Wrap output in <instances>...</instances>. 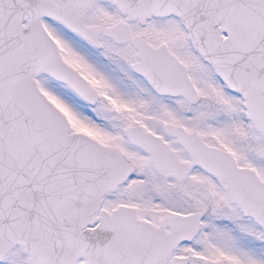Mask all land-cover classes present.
Returning <instances> with one entry per match:
<instances>
[{"label":"snow or ice","instance_id":"1","mask_svg":"<svg viewBox=\"0 0 264 264\" xmlns=\"http://www.w3.org/2000/svg\"><path fill=\"white\" fill-rule=\"evenodd\" d=\"M0 264H264V0H0Z\"/></svg>","mask_w":264,"mask_h":264},{"label":"flooded vegetation","instance_id":"2","mask_svg":"<svg viewBox=\"0 0 264 264\" xmlns=\"http://www.w3.org/2000/svg\"><path fill=\"white\" fill-rule=\"evenodd\" d=\"M101 60L103 61L104 64H109V62L107 60H104L103 57H101ZM114 67H115L114 65H110L109 70L113 69ZM116 74H119L118 71L116 72Z\"/></svg>","mask_w":264,"mask_h":264}]
</instances>
